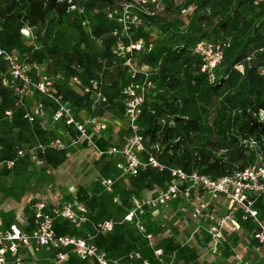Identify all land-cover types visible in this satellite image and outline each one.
Returning a JSON list of instances; mask_svg holds the SVG:
<instances>
[{"label": "rangeland", "instance_id": "374dc122", "mask_svg": "<svg viewBox=\"0 0 264 264\" xmlns=\"http://www.w3.org/2000/svg\"><path fill=\"white\" fill-rule=\"evenodd\" d=\"M77 1L78 5L70 7L62 24L50 21L44 27L29 29L25 26L21 30V37H18L12 16L18 18L16 14L24 13V4L21 0H0V8L4 10L2 14L0 12V50L6 53L0 55V107L2 99L5 100V105L11 106L7 108V111H11L10 114L0 110V161L12 154L14 157L19 147L30 149L45 143L44 124L48 123L47 126L63 132L67 130V148L64 152H61L62 149H48L51 160L44 164L34 163L29 155L19 159L18 164L25 163L27 168L17 165L9 167L2 162L0 181L11 185V191L21 206L30 196L36 201L47 199L55 208H61L71 201L82 203L87 210L84 213L85 220L62 219L57 222L59 230L68 235L85 238L99 234V224L111 221V231L123 236L120 242L125 246L123 250L111 252V264H137L143 261L150 264L178 263L186 257V246H180L182 244L168 237L175 210L162 214L159 221H156L148 219V210L156 211L162 207H137L138 203L150 196L141 195L143 191L148 192L147 189L139 194L132 193L137 185L134 183V174L130 172V160L135 156L147 163L149 160L142 151H155L159 155V158H155L156 161L162 166L167 165V155L145 137L147 124L140 120L144 99H149L148 104L153 103L155 93L160 89L157 75L144 63L143 56L157 44L169 39L171 33L180 27L174 18L178 13L184 15L185 12H190L196 0H160L157 5L152 3L153 0H118L110 7L111 14H106L107 19L99 12L95 15L87 13L91 0ZM14 2L18 5L13 6L11 15L7 9ZM247 6L246 2L240 4V0H225L224 4L217 5L212 10L214 22L233 21L235 28L231 34H222L215 42H207L214 47L217 45L214 52L210 50V46L201 50L210 61L217 58L215 52L224 50L230 43L239 41L257 28L262 19L260 9L264 7V0L256 1L257 8L250 15H245ZM167 7L175 12L173 18H170ZM149 11H155L156 14L149 15ZM100 20L118 31V58L127 56L125 64L128 66L129 76L124 94L134 92L137 100L132 104V101H126L125 98L122 104L126 107L124 111L118 108L110 110L104 105L103 87L99 81L92 82L87 77H78V81H75L63 69L62 58L70 57L78 45L77 23L82 22L86 31L90 32L93 26L100 24ZM40 35L46 42L44 46L38 41ZM137 37L151 45V49L141 53L134 52L133 49H139L137 46L141 45V42L135 40ZM15 40L21 43L18 49L11 48V43ZM30 47L38 53L37 56L27 50ZM49 48L56 52L50 54ZM97 48L101 49L99 43ZM43 53L44 63L40 64L38 61ZM7 56L14 57V60L7 59ZM90 66L94 75L101 79L104 69L99 68L96 62H92ZM237 69L242 71L243 66L238 65ZM138 72L141 77L134 78V74ZM48 82L51 83L49 90L46 88ZM68 91H71L69 95ZM78 103H82L84 108L76 106ZM40 105L43 106L44 114H40L41 111L38 110ZM59 112L62 114L61 118L56 120ZM259 118L264 123V111L259 113ZM70 119L74 120L71 124L68 123ZM78 125H83L85 134ZM214 128V125L207 126V133L212 135ZM242 143L247 149L245 156L248 164L245 167H264V138L257 143L250 144L247 140H242ZM83 146L90 150L81 155L79 150L82 151ZM223 154L224 152H219V155ZM68 182L74 185L75 195L65 189ZM160 191L162 190L152 191V196ZM181 206L190 208V205L182 202ZM131 212L142 218L144 231L136 226L135 219L126 220ZM176 215L178 218L184 216L180 210ZM184 220L190 222L189 218L182 219ZM111 231L104 233L108 235ZM94 240L92 241L99 248L106 243L105 239L98 237ZM174 245H178L180 249L175 257H170L169 249ZM158 247L163 248L159 254L154 249Z\"/></svg>", "mask_w": 264, "mask_h": 264}, {"label": "trees", "instance_id": "16d2710c", "mask_svg": "<svg viewBox=\"0 0 264 264\" xmlns=\"http://www.w3.org/2000/svg\"><path fill=\"white\" fill-rule=\"evenodd\" d=\"M21 1L24 4V13L16 14L19 19L15 15L12 16L15 19V33L18 37H21V30L25 26L29 29L36 26L44 27L50 21L62 24L64 18L68 16L70 7L78 5L77 0ZM117 1L91 0L87 13L95 15L99 12L107 19L106 14ZM256 1L240 0V4L248 3L245 15L255 12ZM195 2L190 12H185L184 15L178 13L174 18L180 27L171 33L169 39L152 49L151 45L140 37L135 39L141 42V48L133 49L134 52L141 53L151 49L144 53V63L153 69L152 72L157 75L160 82V89L155 93L153 103L148 104L149 99H144L140 120L147 124L145 137L167 155V165L163 169L149 164L145 168H140L138 174L133 175L134 183L137 185L133 189V194H139L146 189L150 191L166 189L175 179L172 174L173 168H181L189 173L198 172L213 179L229 175L235 170H244L248 160L245 156L247 149L242 140L260 142L264 138V123L259 118V113L264 111V7L260 9L262 19L254 32L245 34L239 41H233L225 47L221 62L213 69L215 78L212 80L209 71L203 70L206 55L196 53L195 47L199 42H215L222 34H231L235 22L213 21L212 10H215L217 5L224 4L225 0ZM17 5L18 3L14 2L8 6L7 10L11 15L13 6ZM167 10H170V18H173L175 12L170 7H167ZM3 11L0 8L1 14ZM76 29L79 32L78 45L70 57L62 58L64 71L72 78L87 77L89 80L99 81L103 87L104 105L110 110L116 108L126 110L125 105H122L123 100L126 98V101H135L136 97L135 94H124L129 75L128 66L125 64L127 56L118 58L117 48L120 46L116 35L118 31L113 26L108 27L102 20L99 25L93 26L90 32L86 31L82 22L77 23ZM38 41L41 45H46L41 35ZM13 43L12 49H18L21 44L16 40ZM97 43L101 49L97 48ZM27 50L33 53V56L38 54L32 51L31 47ZM55 52V49L49 48L50 54ZM43 58L44 53L41 54L38 63H44ZM92 62H96L99 68L104 69L101 79L94 75L90 66ZM238 65L243 66L242 71L237 69ZM140 77L139 72L134 76ZM80 86L82 89V85ZM70 93L71 91H68L67 95ZM1 104L0 110H9L7 108L10 105H5L4 99ZM76 106L84 108L82 103ZM209 125L215 127L212 135L206 130ZM43 131L45 141L58 136L54 129L45 124ZM220 151L224 154L219 155ZM142 153L147 160L151 157L159 158L158 152L155 151L145 150ZM13 155L6 159L12 158ZM44 158L48 163L51 153L46 152ZM57 231L66 234L58 227ZM113 231L107 233L108 235L101 231L92 235L93 240L96 237L105 239L106 243L100 249L106 251L110 259L112 251L125 248L120 242L123 236L115 235ZM174 247L176 246L171 248ZM158 248L163 250L162 247ZM137 264L150 263L143 261Z\"/></svg>", "mask_w": 264, "mask_h": 264}, {"label": "built area", "instance_id": "2783aa9c", "mask_svg": "<svg viewBox=\"0 0 264 264\" xmlns=\"http://www.w3.org/2000/svg\"><path fill=\"white\" fill-rule=\"evenodd\" d=\"M152 3L157 5L160 0H153ZM111 14V11H108ZM149 15H155V11H149ZM205 46H210V50L214 52L217 45L214 47L212 43L205 41L199 42L195 47L196 53H203L201 50ZM139 49L141 45L137 46ZM6 54L0 50V55ZM217 58L210 61L206 55L203 70H208L210 78H215L213 74L214 67L221 62L223 57V50L215 52ZM6 56V55H5ZM7 59L13 61L14 57L7 56ZM136 74V73H135ZM134 74V76H135ZM78 81V77L73 78ZM94 82V81H92ZM51 83H47V90H49ZM88 90V89H87ZM134 94V92H132ZM137 99H135L136 101ZM135 101H132L134 104ZM40 114H44L43 106L40 105ZM39 112V111H38ZM11 111H7L10 114ZM61 113H57L56 120L61 118ZM27 116H29L27 114ZM74 120L70 119L68 123H73ZM79 129L85 134L83 125H78ZM257 143L254 140L250 141ZM67 148L65 138L58 135L55 139L41 143L37 147L26 149L19 147L16 150L15 156L9 159L1 160L0 164L4 162L9 167H14L18 159L24 158L29 155L31 160L36 164H44V155L48 149L64 150ZM163 169L164 166L160 165L154 157H151L147 163H143L137 157L132 156L130 160L131 173L138 174L140 168H145L147 165ZM172 174L175 177L172 184L165 190L160 191L154 196L144 198L141 203L137 204L138 208L149 207L154 208L157 206L165 207L172 200H186L189 201L193 197L196 189L201 188L209 194L210 199H215L219 195H224L228 202L229 213L220 219L209 211L211 207L210 200H200L199 206L194 210L193 217L197 218L205 214L214 224L210 227V231L216 237L223 235L222 228L229 222L236 229H241V223L236 219L235 214L239 211L243 213V220L253 219L256 222L257 228L254 231V238L262 245H264V221L259 217V211L255 207L258 197L264 194V167L263 166H250L244 170H235L233 173L224 177L213 179L212 177L200 174L198 172L188 173L181 168H173ZM33 227L30 231L22 229L17 224H11L9 228L0 230V264L13 262L22 264V257L20 254L21 249L27 247H49L57 251L56 258L58 261L66 260L70 253L77 255L82 260H93L96 264H111V259L108 253L100 249L92 240L93 236L85 238L76 237L68 234H61L57 231V222L62 219H70L73 221L85 220L84 213L87 212L85 206L78 201H71L65 203L61 208L52 207L48 201H36L33 205ZM136 220V226L144 231L145 226L142 218L135 212L127 215L126 220ZM101 232H108L113 229L111 221H105L99 224ZM150 238L151 235H148ZM162 250H156V253H161Z\"/></svg>", "mask_w": 264, "mask_h": 264}, {"label": "crops", "instance_id": "0c3cea01", "mask_svg": "<svg viewBox=\"0 0 264 264\" xmlns=\"http://www.w3.org/2000/svg\"><path fill=\"white\" fill-rule=\"evenodd\" d=\"M50 128L54 129L51 126ZM54 130L58 135L66 138L67 130L66 132H63L61 129ZM89 150L88 147L83 146V150H79V152H82V155L89 152ZM16 165L20 166V168H27L25 163L18 164V161ZM73 186V184L68 182L65 185V189H68L75 195L76 189ZM12 192L11 185H7L0 181V230H5L9 228L11 224L15 223L22 229L30 231L33 227L32 205L36 200L31 199V196L29 198L27 197L25 203L21 206ZM151 192L150 190L148 192L143 191L141 195L152 196ZM45 200L48 201L47 199ZM200 200L211 201L209 211L213 213L216 219H220L229 213L228 202L224 195H219L215 199H210L209 194L200 188L194 191L193 197L189 201H181L184 205H190V208L187 206L182 207L180 200L176 199L172 200L167 206L156 211L151 209L148 210V219L156 221H159L162 214L172 209L175 210V216L174 219H172L173 223L170 225L172 230H168L170 231L168 237L174 242L182 244L180 246H186V257L175 264H264V245L260 244L253 235L257 228L256 222L253 219L243 220V213L239 211L235 214V217L241 223L242 228L236 229L228 222L222 228L223 235L221 237H216L210 231V227L214 224V220L212 221L205 214L197 218L193 217V212L199 206ZM48 203L50 204L49 201ZM255 207L259 211L260 219L264 221V195L258 198ZM179 210L180 213L184 215L182 218H178L176 215L179 213ZM181 210H185L186 212H182ZM186 218H189L190 222L185 220L182 221V219ZM154 249L156 251L161 248ZM178 249H180L178 245L174 248H170L168 255L170 257H175ZM56 253L57 251L53 248L45 246L39 248L27 247L20 251L22 264H96L91 259L82 260L73 253H70L66 260L58 261ZM6 264L16 263L8 262Z\"/></svg>", "mask_w": 264, "mask_h": 264}]
</instances>
